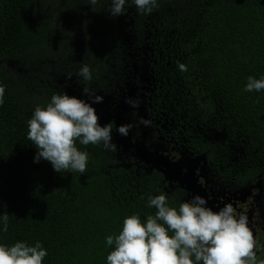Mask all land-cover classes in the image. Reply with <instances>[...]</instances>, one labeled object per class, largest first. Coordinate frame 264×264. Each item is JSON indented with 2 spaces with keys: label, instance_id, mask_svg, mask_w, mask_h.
Instances as JSON below:
<instances>
[{
  "label": "trees",
  "instance_id": "16d2710c",
  "mask_svg": "<svg viewBox=\"0 0 264 264\" xmlns=\"http://www.w3.org/2000/svg\"><path fill=\"white\" fill-rule=\"evenodd\" d=\"M158 5L146 16L130 6L111 17L110 0H0V212L9 214L0 243L40 241L42 264H106L105 237L126 216L155 212L146 201L162 192L156 181L117 167L114 150L77 143L89 153L83 174L33 162L27 120L71 80L83 86L75 73L85 64L95 92L123 84L133 56L150 62L154 114L174 121L185 146L205 154L223 181L264 183V90L244 91L249 75L264 76V0Z\"/></svg>",
  "mask_w": 264,
  "mask_h": 264
},
{
  "label": "clouds",
  "instance_id": "9594fccd",
  "mask_svg": "<svg viewBox=\"0 0 264 264\" xmlns=\"http://www.w3.org/2000/svg\"><path fill=\"white\" fill-rule=\"evenodd\" d=\"M97 0H89L94 5ZM111 17L126 14L134 6L137 13L149 15L158 8V0H110ZM180 72H186L184 63H177ZM68 73L67 79L72 78ZM75 75L84 82L81 95L67 92L53 93L45 106L36 105L27 120L26 138L34 145L33 162L48 161L56 172L67 171L83 174L89 153L80 145H98L112 151V125L101 124L94 107L103 102V96L95 94L87 82L93 79L90 67L82 65ZM5 88L0 83V106L5 102ZM264 90V76L246 78L244 91ZM87 96L86 100L82 97ZM131 108L139 101L125 98ZM139 123L149 127L151 121L141 117ZM131 123L117 126L116 132L128 136ZM147 207L155 208L154 214L143 220L133 213L123 219L118 234L105 237V245L111 246L106 264H264L258 260L261 251L259 233L253 235L248 216L238 212L231 203L213 210L199 194L182 201L178 206L169 204V197L161 192L147 197ZM9 229V214L0 212V233ZM48 251L40 241L28 244L18 240L8 245L0 243V264H42Z\"/></svg>",
  "mask_w": 264,
  "mask_h": 264
},
{
  "label": "flooded vegetation",
  "instance_id": "af4514ba",
  "mask_svg": "<svg viewBox=\"0 0 264 264\" xmlns=\"http://www.w3.org/2000/svg\"><path fill=\"white\" fill-rule=\"evenodd\" d=\"M132 59L134 60L133 71L126 77L123 84L116 82L112 91L102 89L93 91L98 95L110 96L109 105L112 114H116V104L124 100L129 95V90L134 86H137V90L129 95V98L137 101H139V91L142 86L151 85L154 88L153 91L155 90V77L151 63L144 59L145 61L139 65L134 56ZM146 65L148 66L144 69ZM126 67L127 65L124 70ZM144 70L146 73L142 79L141 74ZM148 79L150 83L146 81ZM74 84L82 88L80 84L73 83L71 80V84L65 85V91L67 92L68 87L76 91L73 87ZM153 91L150 93L151 99L147 97L149 101L145 107L131 108L128 105L131 111L126 114V119L122 123L133 125L128 136L116 137L115 120L112 119L109 122L112 125V142L116 146L114 158L117 167L128 169L138 175L146 174L152 177L156 181L158 189L169 197L170 205L178 206L180 202L198 194L197 191L213 210L222 207L225 203H231L238 212H244L248 216L253 235L259 233L262 249L257 254V258L264 260V183L258 179L238 187L236 183L229 184L227 178L226 181H223L219 174L220 169H217L205 154L191 151L185 146L186 140L182 136L183 131L176 126L174 121L162 120L158 114H154L151 104ZM141 117L151 121L149 127H144L139 123ZM129 141L143 143L152 156L148 155V160L137 157L135 151L129 148ZM201 156L205 161L201 159ZM158 157H161L162 160ZM246 186L251 187L250 192L241 195L240 189ZM192 187L197 190L196 193Z\"/></svg>",
  "mask_w": 264,
  "mask_h": 264
},
{
  "label": "water",
  "instance_id": "95a60500",
  "mask_svg": "<svg viewBox=\"0 0 264 264\" xmlns=\"http://www.w3.org/2000/svg\"><path fill=\"white\" fill-rule=\"evenodd\" d=\"M147 66L148 65H146L144 67V69ZM145 73L146 72L144 70V72L141 74V78L142 79H143V76H144ZM146 81L148 83H150L149 79L146 80ZM73 87L76 89V91L73 90V88H69L68 87L67 88V93L69 95L80 96L81 95V87L80 86L77 87V85H75V84L73 85ZM153 89L154 88H152L151 85L150 86H142L141 87V89L139 91V94H140L139 106L141 108L145 107L148 104L149 99H151L150 93H151V91H153ZM136 90H137V86H134V88L129 90V95L133 94V92H135ZM129 95L126 96L125 98H129ZM147 97H149V99H147ZM82 98H84L86 100L90 99L87 96H84ZM103 98H104L103 102L94 105V107L97 110V114L100 117V121L99 122L103 125V124L111 122V120L114 119L116 127L121 125L123 123V121L126 119V114L131 111V108H129L128 104H126L124 102L125 101V99H124V100H121L119 103L116 104V107H115L116 114H112L111 111H110V105H109L110 96L109 95L108 96H103ZM115 136L116 137L117 136L120 137V134L116 133ZM121 137H125V136H121ZM129 148L133 149L135 151L134 153H136V156L140 157L143 160H148V155L152 156V154L147 150V148L144 146L143 143H132V142H130V147ZM153 155H154V153H153ZM158 158L162 160L161 157H158ZM201 159L204 160V158L202 156H201ZM259 184H260V181L258 182V185ZM192 190H194V192L197 191L194 187H192ZM250 190H251V187L246 186V187H243L242 189H240L239 193L241 195H245V194H247V192L249 193ZM197 193L200 194L199 191H197ZM250 227L252 229V226H250Z\"/></svg>",
  "mask_w": 264,
  "mask_h": 264
}]
</instances>
